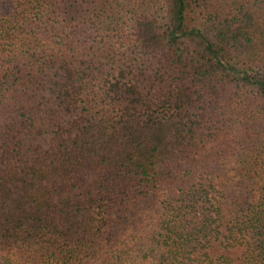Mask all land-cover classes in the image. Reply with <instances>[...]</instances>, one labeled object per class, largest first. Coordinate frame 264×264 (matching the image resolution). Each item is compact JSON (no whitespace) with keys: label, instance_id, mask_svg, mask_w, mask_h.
I'll return each instance as SVG.
<instances>
[{"label":"trees","instance_id":"16d2710c","mask_svg":"<svg viewBox=\"0 0 264 264\" xmlns=\"http://www.w3.org/2000/svg\"><path fill=\"white\" fill-rule=\"evenodd\" d=\"M0 264H264V0H0Z\"/></svg>","mask_w":264,"mask_h":264}]
</instances>
